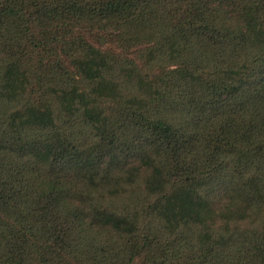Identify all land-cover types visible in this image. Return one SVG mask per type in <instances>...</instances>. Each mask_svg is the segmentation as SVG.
Masks as SVG:
<instances>
[{"label": "trees", "instance_id": "1", "mask_svg": "<svg viewBox=\"0 0 264 264\" xmlns=\"http://www.w3.org/2000/svg\"><path fill=\"white\" fill-rule=\"evenodd\" d=\"M0 264H264V0H0Z\"/></svg>", "mask_w": 264, "mask_h": 264}, {"label": "rangeland", "instance_id": "2", "mask_svg": "<svg viewBox=\"0 0 264 264\" xmlns=\"http://www.w3.org/2000/svg\"><path fill=\"white\" fill-rule=\"evenodd\" d=\"M100 40H101V43H102L103 46H105V47L109 46V44L105 42L106 40L104 39V37H101ZM94 42H95V40H94ZM98 42H99V38H96V43L95 44L98 45L99 44Z\"/></svg>", "mask_w": 264, "mask_h": 264}]
</instances>
